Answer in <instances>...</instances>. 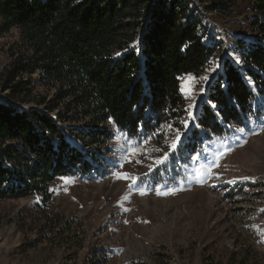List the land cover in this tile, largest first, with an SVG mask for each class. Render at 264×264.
Segmentation results:
<instances>
[{
  "label": "rangeland",
  "instance_id": "1",
  "mask_svg": "<svg viewBox=\"0 0 264 264\" xmlns=\"http://www.w3.org/2000/svg\"><path fill=\"white\" fill-rule=\"evenodd\" d=\"M190 1L220 47L203 71L183 79L184 114L164 121L159 135L112 124L110 135L87 144L80 129L90 124L59 122L48 103L54 91L32 77L33 97L17 107L49 114L91 165L52 182L45 210L38 196L0 204V264H264V108L220 136L199 124L225 62L244 66L236 37L263 41L250 26L249 0L223 13L209 9L208 0ZM15 52H26L18 28L0 36V100L7 103L13 100L2 91L1 74ZM193 104L195 121L185 130L181 122L191 120ZM174 128L184 133L175 151ZM165 152L169 159L156 165ZM48 218L57 224L47 227Z\"/></svg>",
  "mask_w": 264,
  "mask_h": 264
},
{
  "label": "trees",
  "instance_id": "2",
  "mask_svg": "<svg viewBox=\"0 0 264 264\" xmlns=\"http://www.w3.org/2000/svg\"><path fill=\"white\" fill-rule=\"evenodd\" d=\"M236 1L208 0L209 9L223 13ZM249 5L250 26L263 42L237 36L244 66L227 60L210 85L199 124L217 136L264 108V0ZM13 28L26 52L13 53L1 74L13 101L0 100V204L38 196L43 210L52 182L91 164L49 114L17 107L33 97L32 77L54 91L48 103L59 122L86 120L81 136L97 145L112 124L152 136L170 116L183 115V79L203 71L220 47L190 0H0V36ZM53 223L48 218L47 227Z\"/></svg>",
  "mask_w": 264,
  "mask_h": 264
},
{
  "label": "snow or ice",
  "instance_id": "3",
  "mask_svg": "<svg viewBox=\"0 0 264 264\" xmlns=\"http://www.w3.org/2000/svg\"><path fill=\"white\" fill-rule=\"evenodd\" d=\"M217 67H218V65H217ZM212 71H215V69H212ZM204 79H206V78H204ZM209 103H210V102H209ZM194 107H195V105L193 104V105L190 106V109L188 110V111H189V115H190V117H191V120H185V121H182V122H181L185 130H187V128H188V126H189L190 123H192V122L195 121V116H193V115H192V112H191V108H194ZM212 107L214 108L215 105H212ZM169 128H172V126L170 125ZM172 131H173V134H174V140H173L172 143L169 144V147H170L173 151H175V150L177 149V145H178V143L180 142L181 137L184 135V133L181 132V130H180L179 128H174V129H172ZM238 131H241V132H242V131H244V130H243V129H238ZM159 134H160V133H154V135H159ZM150 139H151L150 137L147 138L145 142L147 143V140H150ZM166 142H167V141H166ZM157 151H159V149H157ZM169 155H170L169 153L165 152V153L163 154V156H161V157H159V158H157V159L155 160V164H156V165H159V164H163V163H165V162L169 159ZM152 167H153V165H149V168H150V169H151ZM124 178H127V176H125ZM136 179H139V178H136ZM141 194H144V193L142 192ZM158 194H167V193H159V192H158Z\"/></svg>",
  "mask_w": 264,
  "mask_h": 264
}]
</instances>
